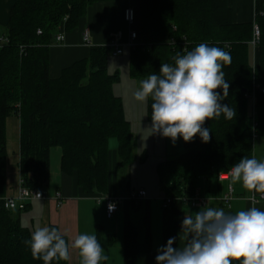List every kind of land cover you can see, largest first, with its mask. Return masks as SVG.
I'll return each instance as SVG.
<instances>
[{
    "label": "trees",
    "instance_id": "trees-1",
    "mask_svg": "<svg viewBox=\"0 0 264 264\" xmlns=\"http://www.w3.org/2000/svg\"><path fill=\"white\" fill-rule=\"evenodd\" d=\"M103 1L110 0H16L12 6L6 31L10 41L0 50V264H43L24 243L32 231L23 225L21 215L31 201L23 210L5 206L10 196L7 122L12 114L20 119V172L29 188L44 190L48 185L56 147L62 150V171L76 174L87 193L108 192L112 139L118 141L119 167L125 170L131 164L132 124L122 97L114 91L121 77L119 71H109L110 47L91 46L88 58L63 69L58 78L50 75L51 45L58 32L80 29L89 8ZM255 25L261 31L256 47L252 43ZM134 28L138 38L130 49V75L138 81L159 75L161 64L174 66L177 54H186L201 43L231 56V63L222 67L229 94L220 103L235 109L236 116L228 120L221 114L206 120L208 142L199 134L189 142L182 138L184 151L157 167L162 190L166 198H172L164 207L165 244L175 237L173 247H178L180 218L189 206L181 198L196 194L200 178L219 180L221 172L242 158H254L256 141L264 138V0L256 1L254 20L245 23L235 22L230 0H142ZM252 47L257 49L256 65L251 61ZM255 85L259 89L254 131V103L246 95ZM216 91L223 95V89ZM147 100L151 121L153 101ZM49 228L58 230L54 225ZM101 235L99 227L100 244ZM157 254L151 235L142 240L134 223L125 227V264H156ZM51 264H70V260Z\"/></svg>",
    "mask_w": 264,
    "mask_h": 264
},
{
    "label": "clouds",
    "instance_id": "clouds-1",
    "mask_svg": "<svg viewBox=\"0 0 264 264\" xmlns=\"http://www.w3.org/2000/svg\"><path fill=\"white\" fill-rule=\"evenodd\" d=\"M173 59L174 66L161 64L159 75L150 74L142 80L134 97L140 102L151 97L152 133L173 142L178 137L189 142L199 134L206 143L210 139V130L203 127L206 120L221 114L228 120L236 116L235 109L220 103L229 94L222 67L231 63V56L219 47L201 43ZM218 88L223 89V95ZM229 175L233 185L241 183L249 192L264 194V161L242 158ZM249 199L256 201L255 195ZM108 207L112 211L115 205ZM181 232L187 241L184 247H173L176 238H169L158 248L156 264H264V211L255 206L235 214L205 208L194 216L186 215ZM24 243L43 264L70 259L69 244L56 228L39 227ZM71 248L78 250L80 264L109 259L95 234L76 235Z\"/></svg>",
    "mask_w": 264,
    "mask_h": 264
},
{
    "label": "crops",
    "instance_id": "crops-1",
    "mask_svg": "<svg viewBox=\"0 0 264 264\" xmlns=\"http://www.w3.org/2000/svg\"><path fill=\"white\" fill-rule=\"evenodd\" d=\"M256 1L230 0L236 23H245L254 20ZM15 2L16 0H0V34H4L7 31V24L11 17V9ZM141 4L142 0H110L94 3L89 8L87 15L82 19L80 29L72 32L65 31L66 40L64 42L54 40L51 45V77H60L63 69L78 60L90 56L91 47L83 43L82 33L86 28H89L91 31L94 45L107 46L112 34L116 32L115 30L122 32V41L126 43L129 39V32L126 30L125 10L132 7L140 15ZM127 47V45H124V55L127 54ZM110 53L114 56L111 48L109 49ZM251 61L254 65L258 62L257 49L254 47L251 48ZM12 115L14 116V114ZM11 116L7 122L8 137L12 133L15 138L16 122L15 119L12 121ZM17 126L20 133L19 117ZM11 140L14 151L13 153L10 151L9 138V158L11 159V154H16L17 156H14L13 160L15 162H12V165L8 161L9 195H15L18 191L21 178L20 136L18 135L19 149L15 148V141H13L12 135ZM259 144L260 146H257L254 158L258 161H264V140H260ZM57 149L51 155V178L47 185L48 190L44 189L46 197L31 201L30 207L21 215L24 226L29 227L32 232L39 227L56 226L61 235L68 238L70 264H80L81 259L78 250L71 248V242L74 237L78 234L85 233L96 235L99 227L102 228L101 246L104 249V254L109 257L107 261H101L102 264H125L124 230L131 223H134L139 228L140 238L142 240H145L147 236L151 235L153 247L156 251L161 246L166 245L164 238L166 217L164 202L167 195L165 191L162 190L163 195L158 196L159 199H156L158 201H155V199L150 197L147 189L143 185L140 187L132 185L131 175L127 179L119 176L117 148H113L112 150L110 147L111 167L107 193H87L79 184L76 174L68 175L64 173L61 169L62 150L59 147ZM227 186V181H220L216 176L199 179L198 190L203 196L212 199V202L208 207L186 206L185 213L181 216L179 223V248H183L187 242L184 234L181 232V225L186 215L194 216L195 213L203 211L205 208L223 209L224 211L227 209L229 214H235L239 210H247L253 206L264 211V201L253 203L249 199L253 192H249L241 183L234 184L236 196L229 205L220 201L219 198L226 193ZM135 189H145L147 196L139 202L130 200V193ZM57 193L62 194L60 199L56 198ZM110 196L124 198L119 210L111 217L108 216L107 212V198Z\"/></svg>",
    "mask_w": 264,
    "mask_h": 264
},
{
    "label": "rangeland",
    "instance_id": "rangeland-1",
    "mask_svg": "<svg viewBox=\"0 0 264 264\" xmlns=\"http://www.w3.org/2000/svg\"><path fill=\"white\" fill-rule=\"evenodd\" d=\"M126 30L129 32L128 24L126 26ZM130 49L131 47L129 46L126 48L127 54L125 55L121 54L113 56L110 53L109 57L110 73H115L117 71L120 73L121 79L114 85V91L116 95L122 97L123 99L125 113L127 118L131 121L134 136L131 164L124 170L119 167L118 162V174L119 176H126V179L131 175L133 181L132 185L137 187L143 185L147 189L150 197L155 199V201H158L156 200L159 199L158 196L163 195L157 170L158 163L162 160L168 159L169 157H178L184 151V146L182 137H178L176 141L173 142L169 137H164L158 133H152V121L148 119V100L140 102L134 97V93L140 87V82L142 80H135L130 75ZM11 119L12 121L15 119L16 122L15 138L12 133L9 136L10 151L13 153L14 149H12L13 144L11 135L12 139H14L13 141H15V148L19 149L18 135L20 136V133L17 126L18 116L12 115ZM260 140H264V138H259L256 141L255 152L257 146H260ZM110 147L112 150L113 148L118 147L117 139L111 140ZM57 148L58 147L54 148L52 152L58 150ZM10 156L11 159L9 158V163L12 165L15 162L13 158L17 155L11 154ZM46 189L48 190L47 186L45 187V190ZM225 212L226 214H229L227 209ZM22 213H24V211H22Z\"/></svg>",
    "mask_w": 264,
    "mask_h": 264
},
{
    "label": "built area",
    "instance_id": "built-area-1",
    "mask_svg": "<svg viewBox=\"0 0 264 264\" xmlns=\"http://www.w3.org/2000/svg\"><path fill=\"white\" fill-rule=\"evenodd\" d=\"M125 21L129 25V40L126 43H123L122 32L118 31L112 34L111 40L109 41V44L107 45L113 50L114 56H118L124 53L123 51L124 45L133 47L138 38V33L134 28L135 22H136V10L134 8L129 7L125 10ZM38 32L42 33V30H39ZM82 34H83V43L89 47L94 46L93 37H92L90 29L86 28ZM260 34H261V31H260L259 26L255 25V38L252 42L255 47L257 43L259 42ZM65 40H66V32L64 29H61L56 35V41L64 42ZM9 41L10 39L6 33L0 34V50L5 44L9 43ZM257 88L259 89V86L255 85L251 94L246 95L254 103L253 105L254 106V110H253L254 116L252 120V127L254 131L257 128V124H258L256 120L257 116H256V110H255ZM263 92H264V89H263ZM230 170L221 172L219 174L220 181L228 182L226 193L221 198H219L220 201L226 203L227 205H229L230 202L234 200L236 196V189H235V186L232 184L230 175H229ZM253 195H255L256 197V201L255 202L252 201L253 203L264 201V194L253 192L251 196ZM146 196H147V191L145 189H138V190H133L130 193L129 199L132 201L139 202L143 200ZM45 197H46V194L44 190L29 188L24 184V180L20 178L17 193L15 195H10L5 198V206L11 210H17V209L23 210L27 206L28 202L33 201V200L44 199ZM61 197H62L61 193L56 194L57 199H60ZM107 199H108L107 212H108V216L111 217L119 210L120 204L123 202L124 198L118 197V196H113V197L110 196ZM181 199L184 202L194 207H197V206L208 207L212 202V199H210L209 197L203 196L199 190H197L196 194L193 197L189 198L185 196V197H182ZM171 202H172V198H166L164 207H167ZM109 204L115 205L114 210L109 211V207H108Z\"/></svg>",
    "mask_w": 264,
    "mask_h": 264
},
{
    "label": "bare ground",
    "instance_id": "bare-ground-1",
    "mask_svg": "<svg viewBox=\"0 0 264 264\" xmlns=\"http://www.w3.org/2000/svg\"><path fill=\"white\" fill-rule=\"evenodd\" d=\"M130 47V46H129ZM123 51H124V48H123Z\"/></svg>",
    "mask_w": 264,
    "mask_h": 264
},
{
    "label": "water",
    "instance_id": "water-1",
    "mask_svg": "<svg viewBox=\"0 0 264 264\" xmlns=\"http://www.w3.org/2000/svg\"><path fill=\"white\" fill-rule=\"evenodd\" d=\"M246 91V90H245Z\"/></svg>",
    "mask_w": 264,
    "mask_h": 264
}]
</instances>
